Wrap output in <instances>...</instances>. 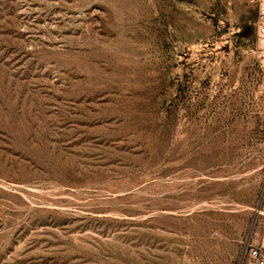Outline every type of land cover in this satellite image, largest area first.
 I'll return each instance as SVG.
<instances>
[{
    "label": "rangeland",
    "instance_id": "rangeland-1",
    "mask_svg": "<svg viewBox=\"0 0 264 264\" xmlns=\"http://www.w3.org/2000/svg\"><path fill=\"white\" fill-rule=\"evenodd\" d=\"M262 237L252 0H0V264H244Z\"/></svg>",
    "mask_w": 264,
    "mask_h": 264
},
{
    "label": "built area",
    "instance_id": "built-area-1",
    "mask_svg": "<svg viewBox=\"0 0 264 264\" xmlns=\"http://www.w3.org/2000/svg\"><path fill=\"white\" fill-rule=\"evenodd\" d=\"M257 11V34L264 39V0H252ZM244 264H264V237L247 250Z\"/></svg>",
    "mask_w": 264,
    "mask_h": 264
}]
</instances>
